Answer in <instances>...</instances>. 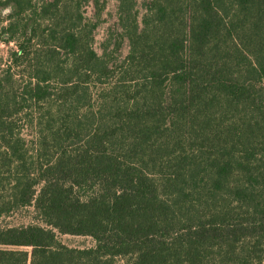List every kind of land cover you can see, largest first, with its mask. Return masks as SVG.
I'll list each match as a JSON object with an SVG mask.
<instances>
[{
    "label": "trees",
    "instance_id": "trees-1",
    "mask_svg": "<svg viewBox=\"0 0 264 264\" xmlns=\"http://www.w3.org/2000/svg\"><path fill=\"white\" fill-rule=\"evenodd\" d=\"M136 6L0 0V264H264V0Z\"/></svg>",
    "mask_w": 264,
    "mask_h": 264
},
{
    "label": "rangeland",
    "instance_id": "rangeland-1",
    "mask_svg": "<svg viewBox=\"0 0 264 264\" xmlns=\"http://www.w3.org/2000/svg\"><path fill=\"white\" fill-rule=\"evenodd\" d=\"M149 0H137L136 10L139 17L144 13L143 5ZM118 0H105V9L101 14L99 24L94 31V50L98 56H102L105 52L108 58L119 57L124 58L128 53L127 42H121V47L118 53H114L115 45L120 41V30L117 27V11ZM93 6L89 5L85 8V15L87 18L93 16ZM7 47L0 44V54L5 56L7 54ZM4 226H27L29 224H41L36 217L32 208L19 210L17 213L5 218L1 222ZM57 238L61 244L73 249H88L94 247V241L86 236H72L57 234Z\"/></svg>",
    "mask_w": 264,
    "mask_h": 264
}]
</instances>
